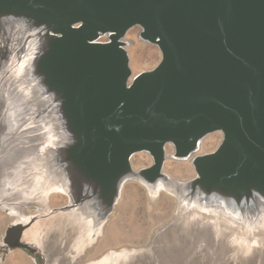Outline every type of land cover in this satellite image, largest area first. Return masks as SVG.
I'll list each match as a JSON object with an SVG mask.
<instances>
[{
    "label": "water",
    "instance_id": "95a60500",
    "mask_svg": "<svg viewBox=\"0 0 264 264\" xmlns=\"http://www.w3.org/2000/svg\"><path fill=\"white\" fill-rule=\"evenodd\" d=\"M133 27L161 57L153 69L132 75L119 39ZM30 54L41 95L34 119L49 123L57 140L48 167L69 179L67 191L58 187L48 196L61 194L67 202L43 214L29 207L36 214L8 223L1 250L19 248L33 264H39L36 254L41 264H59L48 240L62 232L72 256L77 225L49 231L43 250L24 232L59 213L103 227L127 182L149 189L160 180L172 187L175 215L153 240L179 215L188 218L182 206L199 205L206 216L216 210L264 221V0H0V67L13 55L18 63ZM211 132L222 134L217 148L188 161ZM166 146L173 160L190 162L191 179L176 181L162 172ZM138 153L148 154L151 165L134 170L130 160ZM195 220L217 233L211 221ZM153 240L134 248L130 264Z\"/></svg>",
    "mask_w": 264,
    "mask_h": 264
},
{
    "label": "bare ground",
    "instance_id": "6f19581e",
    "mask_svg": "<svg viewBox=\"0 0 264 264\" xmlns=\"http://www.w3.org/2000/svg\"><path fill=\"white\" fill-rule=\"evenodd\" d=\"M126 35L127 33L119 39V42L123 44L128 55L127 48L132 45V42L126 39ZM137 39L144 43L140 35ZM106 40H108L107 37ZM31 56L30 54L29 57H23L18 63H15V56L13 55L10 57L8 64L0 67V127H3L2 132L0 129V198H9H7L8 201L0 202L3 206L9 207L10 214H6L9 219L8 223L11 221L21 223L28 221L29 214L25 209H29V207L38 210L41 214L48 211L51 208L48 204L50 191L56 188L60 189L58 187L67 191V181L69 180L64 171L56 174L52 173L48 167V164L52 163L50 157L55 155L52 147L56 145L57 140L56 134L53 133L49 123L35 121L34 119L33 114L36 113L39 107L41 95L40 89L34 86L35 74L32 70L30 71ZM6 70H9L8 77L3 75ZM36 132H40L41 135H34ZM213 133L217 132L208 133L197 141L194 152L190 153L188 161L197 155V153H194L200 150L203 139ZM40 140L42 143L38 145L37 143ZM11 150H14V154H11ZM173 156L174 151H172L171 146H166L165 160H173ZM6 171H8V174L4 173ZM171 188L169 184L158 180L149 189L145 187V190L150 197L163 190L177 204L175 198L169 192ZM1 209L3 210V207ZM202 209L204 208L199 205H193L191 208L187 206L180 207L183 214L192 220L202 217L211 221L212 228L217 231V235L219 230L227 231L228 235L225 236L227 244L229 243L232 250L239 254H249L256 248V245L264 246V221L256 224L257 222L233 218L230 215H221L216 210L212 211L210 216H206L200 213ZM73 217L68 213H59L43 220L38 219L31 228L24 232V238L43 250L44 239L49 231L61 229L62 226L73 223L77 225V232L70 245L72 256L67 252V257H69L67 259L68 261L74 260L85 249L97 242L104 233V226L102 227L101 224L94 226L96 224L94 221H81L77 217ZM179 217L180 219L186 218L182 214ZM176 227L174 223L165 231L171 236L175 235ZM206 241L205 238L200 242ZM194 242L195 239L192 237V240L190 239L185 243L194 244ZM200 242L197 241L196 243ZM207 244L206 257H209V260L214 257L218 259V261L217 259L208 261V264L214 262L215 264H234L229 259L226 262L222 261L226 257L223 250L225 247V249H228V245L224 241L216 240L213 237L208 240ZM135 250L132 247H122L117 250L110 249L104 252L102 256L86 261L85 264H130L135 257ZM54 263L53 261L50 262V264ZM196 263L198 264V262Z\"/></svg>",
    "mask_w": 264,
    "mask_h": 264
},
{
    "label": "rangeland",
    "instance_id": "374dc122",
    "mask_svg": "<svg viewBox=\"0 0 264 264\" xmlns=\"http://www.w3.org/2000/svg\"><path fill=\"white\" fill-rule=\"evenodd\" d=\"M138 33L139 28L133 27L128 30L126 35V39L132 42V45L127 48L129 67L132 75L153 69L159 63L161 57L156 45L141 43L137 39ZM100 41H105V38H101ZM0 129L2 132L3 127L1 126ZM221 139L222 136L218 132L208 135L203 139L197 154L213 152ZM11 154H14V150H11ZM130 162L132 168L138 170L139 168L150 166L152 160L148 154L138 153L132 156ZM162 172L171 179L179 181L189 180L195 174L188 161L174 160H165L162 165ZM7 198H0V201H8L9 198ZM66 202V197L57 193L50 195L48 200L51 208L62 207ZM175 209V201L165 192L160 191L155 196L150 197L145 188L139 183H125L120 198L105 223L104 233L93 247L86 250L84 256L76 264H83L88 260H94L110 249L117 250L122 247L141 248L147 246L153 240V233L173 219ZM25 211L30 215L36 214L28 208ZM6 216V213L0 209V235L8 225L9 219ZM176 226L175 235L171 236L165 230L159 233L155 240H153L151 249L141 256V260H137L134 264H197L196 262L198 264H208V261L217 259L214 257L209 260V257H206L208 240L214 237V239H220L227 244V240H225L226 235H217L203 221L197 222L190 218H182L177 221ZM63 236L62 232H53L48 240V251L51 257L59 261V264H69L65 248L66 242L69 239L64 240V245H62ZM192 237L195 239L194 244L185 243L190 239L192 240ZM205 238L207 239L206 242H200ZM197 241L200 243L197 244ZM227 245L228 249L230 248L231 250L225 249L226 247L224 248L225 251L223 250V253L226 257L222 261L226 262L229 259L234 264H264V246L256 245L253 251L243 255L233 251L229 243ZM38 261L41 264V260L38 259ZM0 264L33 263L24 251L16 248L8 252L0 249Z\"/></svg>",
    "mask_w": 264,
    "mask_h": 264
},
{
    "label": "flooded vegetation",
    "instance_id": "af4514ba",
    "mask_svg": "<svg viewBox=\"0 0 264 264\" xmlns=\"http://www.w3.org/2000/svg\"><path fill=\"white\" fill-rule=\"evenodd\" d=\"M34 257H36L37 259L41 260V258H40V256L38 254H36Z\"/></svg>",
    "mask_w": 264,
    "mask_h": 264
}]
</instances>
